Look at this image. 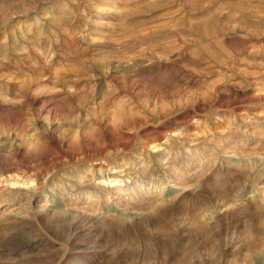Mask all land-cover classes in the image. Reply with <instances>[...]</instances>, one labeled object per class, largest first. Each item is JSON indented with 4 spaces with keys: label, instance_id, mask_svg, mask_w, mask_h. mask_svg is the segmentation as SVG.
<instances>
[{
    "label": "rangeland",
    "instance_id": "1",
    "mask_svg": "<svg viewBox=\"0 0 264 264\" xmlns=\"http://www.w3.org/2000/svg\"><path fill=\"white\" fill-rule=\"evenodd\" d=\"M6 13L0 264H264V0Z\"/></svg>",
    "mask_w": 264,
    "mask_h": 264
},
{
    "label": "bare ground",
    "instance_id": "2",
    "mask_svg": "<svg viewBox=\"0 0 264 264\" xmlns=\"http://www.w3.org/2000/svg\"><path fill=\"white\" fill-rule=\"evenodd\" d=\"M17 4V0H0V23H2V22H7V20H9L10 19V17L8 16V14L6 13V11H8L11 7H13V5H16ZM252 39H254V38H252ZM252 39L250 40V41H252ZM172 243V242H171ZM202 244V243H201ZM200 244V246H202V247H204L205 248V246H203V245H201ZM166 245V244H165ZM167 246V245H166ZM183 246H185V245H183ZM159 247H160V245H159ZM168 248L170 247H172V246H167ZM166 247V248H167ZM174 247V246H173ZM172 247V248H173ZM161 248V247H160ZM169 248V249H170ZM183 248V247H182ZM182 248H181V250H182ZM169 249H165L166 250V253H168V255H170V251H169ZM185 249V251L184 252H180L181 254H178L179 255V258H178V260H182L181 261V264H185L184 263V259H190V261H193V260H197V258H199V257H203V255L204 254H208V252L207 251H205V253H201L200 252V254L199 253H195L194 251H192L191 249H190V247H186V248H183V250ZM159 251H160V249H159ZM209 251V250H208ZM155 252H157V251H155ZM155 252H153V253H155ZM176 253V252H175ZM211 253V252H210ZM156 254V253H155ZM255 254V253H254ZM157 255H159V253L157 254ZM163 255L164 256H166L165 255V253H163ZM208 255H210V254H208ZM162 256V255H161ZM160 256V257H161ZM253 256V255H252ZM157 257V256H156ZM159 257V256H158ZM160 257H159V261L158 262H162V261H160ZM167 257V256H166ZM164 258V257H163ZM156 258H155V256H154V260H155ZM166 260L164 261L165 263L168 261L169 262V260L168 259H170V257L168 256V259L167 258H165ZM157 260V259H156ZM180 261H179V263H180ZM186 261V260H185Z\"/></svg>",
    "mask_w": 264,
    "mask_h": 264
}]
</instances>
